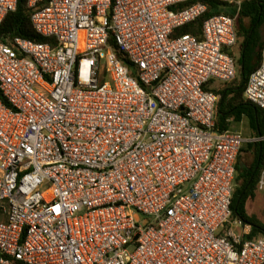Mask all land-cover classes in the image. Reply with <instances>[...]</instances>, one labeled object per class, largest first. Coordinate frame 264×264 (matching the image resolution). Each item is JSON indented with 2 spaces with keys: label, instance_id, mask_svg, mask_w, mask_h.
<instances>
[{
  "label": "built area",
  "instance_id": "built-area-1",
  "mask_svg": "<svg viewBox=\"0 0 264 264\" xmlns=\"http://www.w3.org/2000/svg\"><path fill=\"white\" fill-rule=\"evenodd\" d=\"M187 2L27 0L54 42L0 41V264H264L231 219L249 140L207 90L238 75L236 17L173 38L207 12ZM245 98L264 110V49Z\"/></svg>",
  "mask_w": 264,
  "mask_h": 264
},
{
  "label": "trees",
  "instance_id": "trees-1",
  "mask_svg": "<svg viewBox=\"0 0 264 264\" xmlns=\"http://www.w3.org/2000/svg\"><path fill=\"white\" fill-rule=\"evenodd\" d=\"M227 3L219 0H188L182 7L196 3L207 6L206 14L198 21L179 28L173 38L190 34L203 39V25L206 20L215 15H228L234 17L238 14V39H240L243 56L238 61L239 73L236 79L224 85L219 91H214L219 96L216 112V131L224 132L231 128V123H240L247 118L255 138L262 139L255 143V160L251 167L243 170L240 167L241 156L238 157L236 188L232 202L231 219H240L245 224L252 226V234L248 238H255L264 234V225L260 224L247 212L248 202L255 196L261 173L264 170V110L245 98V89L251 74L261 64V55L264 49V0H235ZM240 2V3H237ZM32 11L27 7V0H18L17 10L9 14L0 28V41L19 37L36 43H53V39L40 36L35 31L31 21ZM248 19L250 28L244 27ZM113 45V40H110ZM113 47H115L113 45ZM117 51V48H116ZM209 91V89L207 88ZM252 147V146H251Z\"/></svg>",
  "mask_w": 264,
  "mask_h": 264
},
{
  "label": "crops",
  "instance_id": "crops-1",
  "mask_svg": "<svg viewBox=\"0 0 264 264\" xmlns=\"http://www.w3.org/2000/svg\"><path fill=\"white\" fill-rule=\"evenodd\" d=\"M234 2H236L235 0H233ZM237 3H240V2H237ZM234 17H236V30L238 31V28H239V25H238V14L235 15ZM245 24H244V27L246 29H249L250 28V24L251 22L246 19L245 21ZM238 34V33H237ZM262 35L264 37V29L262 30ZM240 39H238V43L235 47L233 48H227L225 49V52L228 53L230 56H232L235 61H236V66H237V73H239V65H238V61L239 59L242 58L243 56V52L241 50V44H240ZM215 81L211 82L209 85H208V89L209 91L213 92L214 91H219L221 90L225 84H223V86L221 88L218 87L219 83L217 85H215L214 83ZM221 84V83H220ZM216 94V93H215ZM231 130L233 131H237V132H240L247 140H249V142H247L243 149L241 150L240 152V156H241V159H240V167L245 170V169H248L251 167L252 163L254 162L255 160V148L253 147V145L255 143H257L258 141L262 140V139H257L254 137L253 133H252V130L250 128V123H249V120L247 118H244L242 122L240 123H235V122H232L231 123ZM245 133V134H244ZM252 146V147H251ZM238 163V162H237ZM264 171V170H263ZM238 175V174H237ZM237 178V177H236ZM260 180V179H259ZM258 193H261L263 194V192L260 190L259 188V183H258V187H257V190L255 191V196L254 198L252 199L253 201L255 200L256 198V195ZM264 195V194H263ZM253 229V228H252Z\"/></svg>",
  "mask_w": 264,
  "mask_h": 264
},
{
  "label": "rangeland",
  "instance_id": "rangeland-1",
  "mask_svg": "<svg viewBox=\"0 0 264 264\" xmlns=\"http://www.w3.org/2000/svg\"><path fill=\"white\" fill-rule=\"evenodd\" d=\"M215 85L218 84V81L214 82ZM223 84L219 83L218 87L221 88ZM245 134V133H244ZM247 212L251 215L254 219H256L260 224L264 225V195L258 193L256 195L255 200H250L247 206ZM234 221V220H232ZM237 221V220H235ZM233 224H228L226 228L233 227Z\"/></svg>",
  "mask_w": 264,
  "mask_h": 264
},
{
  "label": "water",
  "instance_id": "water-1",
  "mask_svg": "<svg viewBox=\"0 0 264 264\" xmlns=\"http://www.w3.org/2000/svg\"><path fill=\"white\" fill-rule=\"evenodd\" d=\"M241 1H244V0H241Z\"/></svg>",
  "mask_w": 264,
  "mask_h": 264
}]
</instances>
